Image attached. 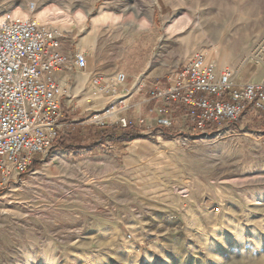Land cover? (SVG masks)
<instances>
[{
	"label": "rangeland",
	"instance_id": "obj_1",
	"mask_svg": "<svg viewBox=\"0 0 264 264\" xmlns=\"http://www.w3.org/2000/svg\"><path fill=\"white\" fill-rule=\"evenodd\" d=\"M19 4L14 13L56 31L61 49L95 28L96 58L128 82L165 83L195 55L232 71L264 63V0H0V12ZM152 24L151 43L140 30ZM84 127L99 155L89 166L69 155L87 147L62 138L66 150L2 193L0 264H106L119 232L146 264H264V176L247 143L262 134L110 138Z\"/></svg>",
	"mask_w": 264,
	"mask_h": 264
},
{
	"label": "built area",
	"instance_id": "obj_2",
	"mask_svg": "<svg viewBox=\"0 0 264 264\" xmlns=\"http://www.w3.org/2000/svg\"><path fill=\"white\" fill-rule=\"evenodd\" d=\"M34 10V4L27 6L28 14ZM59 39L56 31L33 16L0 12V197L9 186L20 185L39 159L47 163L64 129L63 92L55 81L65 66ZM74 61L84 68L85 54L75 53ZM128 81L122 72L110 79L90 74L87 89L109 101L81 125L110 130V138L119 133L125 138L158 134L177 140L221 133L236 136L248 130L240 120L249 107L264 110V83L236 84L232 70L218 69L201 55L193 56L165 83L141 76ZM138 94L144 96L142 102L159 103L153 123L143 116H128ZM181 106L186 108L182 116Z\"/></svg>",
	"mask_w": 264,
	"mask_h": 264
},
{
	"label": "crops",
	"instance_id": "obj_3",
	"mask_svg": "<svg viewBox=\"0 0 264 264\" xmlns=\"http://www.w3.org/2000/svg\"><path fill=\"white\" fill-rule=\"evenodd\" d=\"M154 31L153 24L148 28L140 30L141 33H145L144 39L146 41H151V43L153 42L154 38H156ZM83 37H89L92 43L88 45L82 43L79 40L77 43L71 44L69 50L61 49L65 66L62 71L56 73L55 81L63 92V97L61 100V112H64L63 108L66 109L68 116L67 118L65 115H63L64 113H62L63 117L60 122L64 125V129L61 133H59V137L61 138L62 136H67V139L71 141L73 146L82 144L86 146L87 148H85V150L72 151L69 152V155L71 156L72 161L87 160L88 162H84L83 164H87L89 166L90 160L99 156L97 151L98 148L93 142L95 138L93 139L88 133L90 130L81 125L80 122L93 111L100 110L105 107L109 101V99L106 97L94 96L90 93V91L87 89L89 75L97 72L98 75L102 76L104 79H110L114 73L123 71V69L118 65H107L106 61L96 58L95 39L92 36L87 35H84ZM75 53L85 54L86 65L84 68H81L75 64ZM187 64L188 63H186V65ZM233 72L234 82L236 84L264 83V63H258L256 66L243 64L239 67H235ZM107 73H109V75H106ZM137 73L135 72L134 74ZM128 75L134 76L131 73H128ZM137 75L140 76V74ZM143 100L144 96L142 94H138L132 98L130 103L134 106V108L128 112V116L133 118L143 116L147 118L150 123H153V118H155L157 115L156 109L159 106V103H146L142 102ZM185 113L186 108L181 106V116ZM240 123L242 126H246L249 129L246 133H244V135L251 137L253 133H260L263 135V137H260V135L257 137L259 139L261 138V141L247 143L250 144V148L253 150L248 153L250 159L256 160V166L260 169L258 173L264 176V110H258L253 107H249L241 118ZM83 154H85V157L82 159V157L79 156ZM67 158L68 157L66 155L65 159ZM86 172L89 175H92L96 173V169L88 168ZM101 173L102 171H100V174ZM112 236L113 235H111V237ZM129 238L131 239V235H129ZM113 240H115L114 246L117 247V251H115L112 255L113 257L111 258V261L108 260L109 264H125L120 260L121 256L132 257L133 260L129 264H139L141 262L146 264L143 260L145 250L142 249V245L131 248V244L127 245L124 242L123 236L120 232L117 234V236L110 239L111 245L113 244ZM256 253L257 255L264 254V250L262 249ZM134 260L135 262H133Z\"/></svg>",
	"mask_w": 264,
	"mask_h": 264
},
{
	"label": "bare ground",
	"instance_id": "obj_4",
	"mask_svg": "<svg viewBox=\"0 0 264 264\" xmlns=\"http://www.w3.org/2000/svg\"><path fill=\"white\" fill-rule=\"evenodd\" d=\"M27 8V7H26ZM24 9V6L22 4H19L18 7L14 10H7V11H12V12H16L17 10H23ZM100 15H104V11H101L100 12ZM101 17V16H100ZM170 28H172V26H168L166 28V31L169 32V30H171ZM95 28H92L90 32H88L86 35L87 36H92L94 35V32H95ZM168 37V36H167ZM82 43L84 44H90L92 43L91 39L89 37H82L81 40H80ZM206 61V60H205ZM206 62H209V61H206ZM26 184V183H25Z\"/></svg>",
	"mask_w": 264,
	"mask_h": 264
},
{
	"label": "trees",
	"instance_id": "obj_5",
	"mask_svg": "<svg viewBox=\"0 0 264 264\" xmlns=\"http://www.w3.org/2000/svg\"><path fill=\"white\" fill-rule=\"evenodd\" d=\"M98 135L99 136H104V135L107 136V131L106 130H101V131L98 132ZM62 138H63V140L66 139V141H70V140L67 139L66 136H63L61 138L59 137L57 143L53 147V150H52L53 152L54 151H58V150H66L65 147H62V143H63ZM67 145L70 146V147H75L71 143H68ZM32 169H33V167L30 168V170H32Z\"/></svg>",
	"mask_w": 264,
	"mask_h": 264
}]
</instances>
